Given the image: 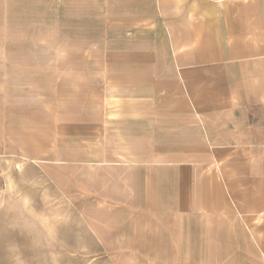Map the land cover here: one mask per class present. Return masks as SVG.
Returning <instances> with one entry per match:
<instances>
[{"label":"crops","instance_id":"crops-1","mask_svg":"<svg viewBox=\"0 0 264 264\" xmlns=\"http://www.w3.org/2000/svg\"><path fill=\"white\" fill-rule=\"evenodd\" d=\"M141 3L125 29L132 62L156 64L136 77L154 80L157 98L125 120L131 152L83 162L96 204L118 212L95 235L109 250L202 256L219 237L249 238L264 254V0Z\"/></svg>","mask_w":264,"mask_h":264},{"label":"rangeland","instance_id":"rangeland-1","mask_svg":"<svg viewBox=\"0 0 264 264\" xmlns=\"http://www.w3.org/2000/svg\"><path fill=\"white\" fill-rule=\"evenodd\" d=\"M141 7L0 0V264H264L249 238L219 237L202 256L109 250L95 235L96 222L118 212L96 204L94 165L83 162L131 152L125 120L157 98L154 80L136 77L156 64L132 62L140 49L125 29Z\"/></svg>","mask_w":264,"mask_h":264}]
</instances>
